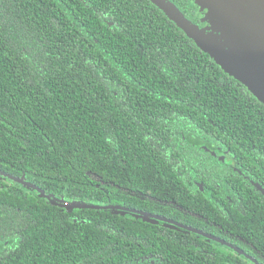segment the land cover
I'll list each match as a JSON object with an SVG mask.
<instances>
[{
	"label": "trees",
	"instance_id": "16d2710c",
	"mask_svg": "<svg viewBox=\"0 0 264 264\" xmlns=\"http://www.w3.org/2000/svg\"><path fill=\"white\" fill-rule=\"evenodd\" d=\"M0 171L68 202L162 207L142 194L219 223L221 201L236 232L264 240V104L149 0H0ZM11 182L0 176V264L134 263L160 239Z\"/></svg>",
	"mask_w": 264,
	"mask_h": 264
},
{
	"label": "water",
	"instance_id": "95a60500",
	"mask_svg": "<svg viewBox=\"0 0 264 264\" xmlns=\"http://www.w3.org/2000/svg\"><path fill=\"white\" fill-rule=\"evenodd\" d=\"M149 1L163 11L225 73L242 83L258 101L264 104V0H192L203 14V23L207 24L204 28L188 19L170 0ZM0 176L33 191L51 205L68 211L103 210L115 215H131L150 224H156L158 221L169 222L165 218L118 205L70 203L65 197L58 199L54 195L47 194L40 187L28 182L25 176L17 178L2 171ZM258 188L262 190L260 186ZM190 230L203 234L191 228ZM234 249L242 253L240 249L236 247Z\"/></svg>",
	"mask_w": 264,
	"mask_h": 264
},
{
	"label": "flooded vegetation",
	"instance_id": "af4514ba",
	"mask_svg": "<svg viewBox=\"0 0 264 264\" xmlns=\"http://www.w3.org/2000/svg\"><path fill=\"white\" fill-rule=\"evenodd\" d=\"M191 2L194 4L192 0H182V3L185 5L183 9H186L187 5L189 7L188 9L191 10L190 7H193ZM183 9H181V11ZM182 12L187 11L184 10ZM192 16L193 17L187 18L201 28L207 26L206 23H203V14L200 13L199 8L198 10H194ZM203 148L215 160L221 161L223 164L231 166L233 170L238 171V162L236 161V157L230 154V151H223L222 148H217L215 151L206 147ZM240 174L243 173L240 172ZM14 184L16 183L11 182L10 185L14 186ZM251 184L254 185L258 191H261L258 188V186H260L258 183L251 180ZM261 192L264 194V191ZM128 193L131 195L136 194L135 192ZM34 194L37 196L36 193ZM138 197L143 200L148 199L153 202L154 205L159 204L162 206L158 207L156 210L152 208L154 212L139 211L165 218L169 222L158 221L156 224L148 223L153 229L156 228L155 232L148 234V238L153 239V234H157L160 239L156 243H154V241L150 242L151 247L146 250V255L135 258L134 263L120 264H264V240L252 238L254 235L252 233L235 231V217L232 214L233 206L228 207L221 201H213L216 205L222 204V207H217L220 212L227 213L226 216L222 215L219 217L221 220L225 219L223 223H219L217 221L218 216L189 212L177 206L174 202H161L150 197L146 198V196L142 194H139ZM171 210H178L182 215L173 216L171 215ZM179 225L185 226L188 229L182 228ZM190 228L203 234L195 233L191 231ZM11 244L12 243L8 240L4 242L0 241V255L1 253L8 252V249L11 248ZM155 244L157 245L155 246ZM160 244L164 246L163 249L158 247ZM235 247L240 249L242 253L237 252L234 249ZM160 251L163 253V256L160 254Z\"/></svg>",
	"mask_w": 264,
	"mask_h": 264
},
{
	"label": "rangeland",
	"instance_id": "374dc122",
	"mask_svg": "<svg viewBox=\"0 0 264 264\" xmlns=\"http://www.w3.org/2000/svg\"><path fill=\"white\" fill-rule=\"evenodd\" d=\"M95 179L97 180V178L95 177Z\"/></svg>",
	"mask_w": 264,
	"mask_h": 264
}]
</instances>
